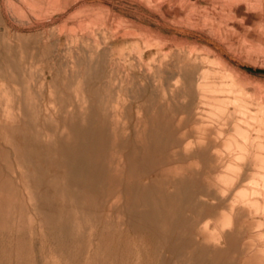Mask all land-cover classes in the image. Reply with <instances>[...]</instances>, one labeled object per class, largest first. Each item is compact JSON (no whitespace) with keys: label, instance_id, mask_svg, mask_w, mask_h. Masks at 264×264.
Segmentation results:
<instances>
[{"label":"rangeland","instance_id":"1","mask_svg":"<svg viewBox=\"0 0 264 264\" xmlns=\"http://www.w3.org/2000/svg\"><path fill=\"white\" fill-rule=\"evenodd\" d=\"M261 1L0 0V264H264Z\"/></svg>","mask_w":264,"mask_h":264},{"label":"bare ground","instance_id":"2","mask_svg":"<svg viewBox=\"0 0 264 264\" xmlns=\"http://www.w3.org/2000/svg\"><path fill=\"white\" fill-rule=\"evenodd\" d=\"M225 1H226V0H225ZM227 1H228V0H227ZM235 1H236V0H232L231 4L229 3V5H231V6L234 5V4H235ZM250 1H251V0H247V2H246V6H247V8L252 9L253 7H252V5L250 4ZM253 1H254V0H253ZM239 2H241V0H239ZM215 4H219V3H218V0H215ZM217 6H218V5H217ZM226 7H227V6H226ZM254 7H255V6H254ZM258 7H261L262 9H264V0L261 1L260 5H259ZM228 8H229V7H228ZM256 8H257V7H256ZM234 10H235V9H234ZM239 11H240V10H239ZM247 14H249V13H247ZM247 14H246V15H247ZM244 16H245V15H244ZM249 17H250V16H249ZM249 17H248V18H249ZM251 17H254V16H251ZM263 18H264V16H263ZM43 35H45V34L43 33ZM45 36H46V35H45ZM39 37H40V36H39ZM33 39H34V38H33ZM26 40H27V39H26ZM26 40H25V41H26ZM39 40H40V39H39ZM37 42H38V41H37ZM28 43H29V42H28ZM39 43H41V42H39ZM24 44H25V43H24ZM42 44H43V43H41V45H42ZM19 45H21V44H19ZM27 45H29V44H27ZM35 45L37 46V44H35ZM32 46H33V45H32ZM26 47H27V46H26ZM28 47H29V46H28ZM38 47H39V46H38ZM42 47H43V46H42ZM48 47H49V46H48ZM48 50H49V49H48ZM6 52H7V51H6ZM8 56H9V55H8ZM9 57H10V56H9ZM18 60H20V59H18ZM30 65H31V64H30ZM30 65H29V66H30ZM29 71H30V69H29ZM48 72H49V71H48ZM29 73H30V72H29ZM32 73H33V72H32ZM32 73H31V74H32ZM46 74H47V73H46ZM27 75H28V74H27ZM48 75H49V74H48ZM4 76H5V75H4ZM4 76H3V77H4ZM14 76H15V75H14ZM12 78H13V76H12ZM12 78H11V79H12ZM15 78H16V77H15ZM28 78H29V77H28ZM2 79H4V78H2ZM23 79H24V78H23ZM6 80H7V79H6ZM21 80H22V79H21ZM31 80H32V78H31ZM32 81H33V80H32ZM24 82H25V81H24ZM35 82H36V81H35ZM43 82H44V81H43ZM25 83H27V82H25ZM28 83H29V82H28ZM33 83H34V82H33ZM41 83H42V82H41ZM12 84H13V82H12ZM3 85H4V84H3ZM30 85H31V84H30ZM41 85H42V84H41ZM47 85H48V84H47ZM47 85H46V86H47ZM34 86H35V85H34ZM15 87H16V86H15ZM49 87H50V86H49ZM52 87H53V85H52ZM16 88H17V87H16ZM16 88H15V89H16ZM38 88H39V87H38ZM50 88H51V87H50ZM18 89H19V88H18ZM18 89H17V90H18ZM28 89H29V88H28ZM31 89H32V88H31ZM47 89H48V88H47ZM37 90H38V89H37ZM19 91H20V90H19ZM39 91H40V90H39ZM41 91H42V90H41ZM16 93H17V92H16ZM30 93H31V92H29V94H30ZM34 93H35V92H34ZM38 93H39V92H38ZM18 95H19V94H18ZM16 123H17V122H16Z\"/></svg>","mask_w":264,"mask_h":264}]
</instances>
